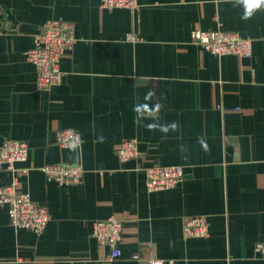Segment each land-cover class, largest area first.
Returning a JSON list of instances; mask_svg holds the SVG:
<instances>
[{
    "label": "crops",
    "instance_id": "1",
    "mask_svg": "<svg viewBox=\"0 0 264 264\" xmlns=\"http://www.w3.org/2000/svg\"><path fill=\"white\" fill-rule=\"evenodd\" d=\"M138 4L133 11L101 0H0V144H29L16 165L20 188L51 215L36 233L13 225L9 205L0 204V264H264L256 252L264 240V5L244 19L242 0ZM53 18L73 21L77 41L62 58V82L40 90L25 52ZM219 23L251 38L252 54L218 55L192 41L193 29ZM142 103L160 109L136 124ZM153 123L177 128L149 130ZM69 127L80 144L57 142ZM130 138L139 154L122 161L117 147ZM58 161L81 163L82 182L48 180L42 166ZM154 164L182 165L183 180L149 190ZM12 178L0 170V186ZM112 215L124 221L115 259L93 236V222ZM191 215L207 217V237L185 235Z\"/></svg>",
    "mask_w": 264,
    "mask_h": 264
},
{
    "label": "built area",
    "instance_id": "2",
    "mask_svg": "<svg viewBox=\"0 0 264 264\" xmlns=\"http://www.w3.org/2000/svg\"><path fill=\"white\" fill-rule=\"evenodd\" d=\"M103 8L112 10L117 7H126L133 11L139 8L138 0H101ZM134 34L128 39L135 40ZM191 39L204 49L218 55L235 54L248 57L253 51V41L236 31L222 28L193 29ZM77 41L75 23L65 18H53L43 23L41 29L34 35V45L25 54L37 69V87L47 90L59 84L63 79L61 61L64 54L73 49ZM57 142L62 146H75L81 143V135L74 128H62L57 131ZM29 144L20 139L7 138L0 144V170L6 169L13 173L9 184L0 186V204L9 205L11 223L25 227L36 233H41L51 215L47 207L35 202L30 194L20 188L21 170L17 163L26 161L29 157ZM117 154L122 161L132 159L139 154L138 143L135 138L125 139L117 147ZM42 170L50 181L61 185L77 184L82 182L84 167L81 163L58 161L46 163ZM27 171V169H24ZM148 188L151 191L175 187L184 178L182 165L154 164L146 169ZM124 221L116 215L93 222V236L103 245L111 249V259L122 254L120 245L123 241ZM184 233L187 237H207L210 225L205 215L187 216L184 221ZM256 252L264 258V240L256 244ZM146 264H166V260L150 258Z\"/></svg>",
    "mask_w": 264,
    "mask_h": 264
},
{
    "label": "clouds",
    "instance_id": "3",
    "mask_svg": "<svg viewBox=\"0 0 264 264\" xmlns=\"http://www.w3.org/2000/svg\"><path fill=\"white\" fill-rule=\"evenodd\" d=\"M244 7H245V12H244V19H248L251 17L252 13L254 10L259 9L262 5H264V0H242ZM153 96L152 92H148L144 100L145 101H151ZM160 105L156 104L154 106H150L149 103H142V104H137L134 106V111L137 113V117L134 120V123L139 124L140 119L145 116V114L149 116H156L159 112ZM149 130H154L157 127H160V130L163 132L169 131V129L175 130L177 128V125L175 123L169 125V126H160L155 123L153 124H148L147 125ZM102 142V138H101Z\"/></svg>",
    "mask_w": 264,
    "mask_h": 264
}]
</instances>
